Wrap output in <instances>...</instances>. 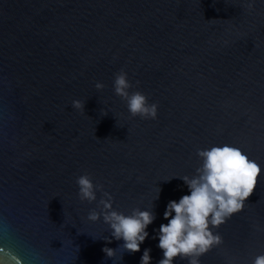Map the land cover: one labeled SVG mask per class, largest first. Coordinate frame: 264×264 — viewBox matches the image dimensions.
I'll return each instance as SVG.
<instances>
[{"label": "water", "instance_id": "water-1", "mask_svg": "<svg viewBox=\"0 0 264 264\" xmlns=\"http://www.w3.org/2000/svg\"><path fill=\"white\" fill-rule=\"evenodd\" d=\"M121 69L156 119L130 117ZM224 144L262 171L201 264H252L264 254V0H0V264H140L145 249L158 264L167 205L191 194L174 177ZM85 173L126 215L154 203L140 252L106 257L123 241L87 219L99 209L78 198Z\"/></svg>", "mask_w": 264, "mask_h": 264}, {"label": "clouds", "instance_id": "clouds-1", "mask_svg": "<svg viewBox=\"0 0 264 264\" xmlns=\"http://www.w3.org/2000/svg\"><path fill=\"white\" fill-rule=\"evenodd\" d=\"M252 6L248 5L249 8ZM136 83L138 85L139 81ZM133 87L124 69L115 74L114 93L125 102L130 117L156 119L159 105L149 103V98L139 90L130 91ZM95 88L102 91L105 85L97 82ZM71 106L85 113V101L73 100ZM102 113L108 114L105 110ZM196 154L201 161L196 174L192 177H174L182 179L191 194L182 196L178 202L172 200L167 205L164 219L168 223L161 224L157 230L158 247L163 252L158 264H175L177 259L187 260L189 264H201L200 258L222 243L220 234L214 233L212 229L219 228L244 208L257 184V178L261 176L260 165L240 148L229 144L197 149ZM76 184L81 202L98 201L99 211L96 208L90 210L87 219L95 223L102 218L109 226L111 238L105 237L104 240L108 244L112 243V238L123 241L115 249L105 246L102 251L106 257L114 259L118 248L132 254L140 252L141 245L149 236L147 229L156 219L152 210L154 203L150 210L136 207L130 215H126L114 209L112 194L105 190L103 184L94 183L90 174L79 175ZM160 191L159 188L155 200L159 199ZM97 192L102 193L99 200ZM150 253L151 249L143 251L140 264H151ZM252 264H264V254L257 255Z\"/></svg>", "mask_w": 264, "mask_h": 264}]
</instances>
